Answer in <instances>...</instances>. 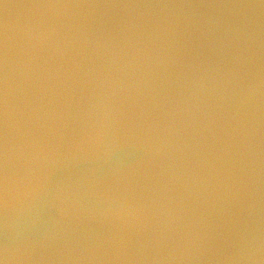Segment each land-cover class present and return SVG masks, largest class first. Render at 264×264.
I'll list each match as a JSON object with an SVG mask.
<instances>
[{
    "label": "water",
    "instance_id": "95a60500",
    "mask_svg": "<svg viewBox=\"0 0 264 264\" xmlns=\"http://www.w3.org/2000/svg\"><path fill=\"white\" fill-rule=\"evenodd\" d=\"M0 264H264V0H0Z\"/></svg>",
    "mask_w": 264,
    "mask_h": 264
}]
</instances>
